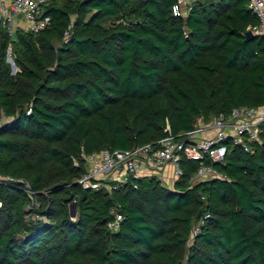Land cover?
Listing matches in <instances>:
<instances>
[{
	"label": "trees",
	"instance_id": "16d2710c",
	"mask_svg": "<svg viewBox=\"0 0 264 264\" xmlns=\"http://www.w3.org/2000/svg\"><path fill=\"white\" fill-rule=\"evenodd\" d=\"M178 3L51 0L39 33L12 40L0 26V175L33 192L0 182V264H264V124L252 152L229 143L222 177L193 180L200 163L184 157L171 188L156 176L112 193L76 182L83 153L157 145L264 105L248 0H194L177 16Z\"/></svg>",
	"mask_w": 264,
	"mask_h": 264
},
{
	"label": "built area",
	"instance_id": "2783aa9c",
	"mask_svg": "<svg viewBox=\"0 0 264 264\" xmlns=\"http://www.w3.org/2000/svg\"><path fill=\"white\" fill-rule=\"evenodd\" d=\"M51 0H0V26L11 36L16 38L19 28L33 33H39L51 23L46 15V9ZM194 0H180L174 6L175 15H187ZM249 8L259 18V23L249 26L255 36H264V0H248ZM12 55V48L8 49ZM264 124V105L261 107L241 105L229 113H220L211 121H199L197 128L184 136H168L157 145L147 144L130 150H109L83 153L87 165L86 172L76 182L86 189H100L103 185L110 193L125 185L138 187L139 179L156 176L167 180L163 176L167 166L172 168L171 179L175 184L184 174L181 161L185 157L200 163L193 180H208L223 175L217 172L214 165L224 161L229 143L241 146L246 152L253 151V144L260 139ZM78 164V162H75ZM26 184L30 197L33 192L29 183L11 176H1L0 182H18ZM34 203V201H33ZM1 205V202H0ZM35 205H37L35 203ZM115 220L109 227L118 231L123 215L114 207L111 210ZM210 214H205L193 227L189 237L192 243L200 233L202 226Z\"/></svg>",
	"mask_w": 264,
	"mask_h": 264
},
{
	"label": "water",
	"instance_id": "95a60500",
	"mask_svg": "<svg viewBox=\"0 0 264 264\" xmlns=\"http://www.w3.org/2000/svg\"><path fill=\"white\" fill-rule=\"evenodd\" d=\"M254 37H255V35L253 34L252 31H247V32H246V40H247V41L253 39ZM7 60H8V61L11 63V65H12V71H13L14 73L17 72L18 68H17V65H16V63H15V61H14L12 55L9 56V57L7 58ZM70 212H71V215H72V216H75V215H76V213H77V204H76V201H74L73 203H71V205H70Z\"/></svg>",
	"mask_w": 264,
	"mask_h": 264
},
{
	"label": "crops",
	"instance_id": "0c3cea01",
	"mask_svg": "<svg viewBox=\"0 0 264 264\" xmlns=\"http://www.w3.org/2000/svg\"><path fill=\"white\" fill-rule=\"evenodd\" d=\"M163 174H164L163 176L167 177V180L164 179L163 181H166V183H171V185L173 186L174 183H173V181L171 179L172 168L170 166H167L165 171L163 172ZM148 177H150V176H148Z\"/></svg>",
	"mask_w": 264,
	"mask_h": 264
},
{
	"label": "rangeland",
	"instance_id": "374dc122",
	"mask_svg": "<svg viewBox=\"0 0 264 264\" xmlns=\"http://www.w3.org/2000/svg\"><path fill=\"white\" fill-rule=\"evenodd\" d=\"M10 55H8V57H9ZM165 185L167 186V187H172V185H171V183H165ZM31 204L32 203H30V206L28 207V209H31ZM27 217H28V215H27ZM33 219H39V220H44V221H46V219H42L41 217H39L37 214H33L32 216H31Z\"/></svg>",
	"mask_w": 264,
	"mask_h": 264
}]
</instances>
